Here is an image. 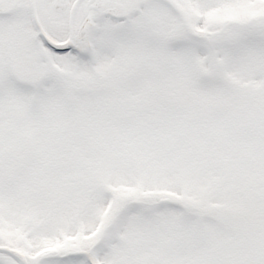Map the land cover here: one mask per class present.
Returning <instances> with one entry per match:
<instances>
[{"label":"snow or ice","instance_id":"snow-or-ice-1","mask_svg":"<svg viewBox=\"0 0 264 264\" xmlns=\"http://www.w3.org/2000/svg\"><path fill=\"white\" fill-rule=\"evenodd\" d=\"M0 264H264V0H0Z\"/></svg>","mask_w":264,"mask_h":264}]
</instances>
